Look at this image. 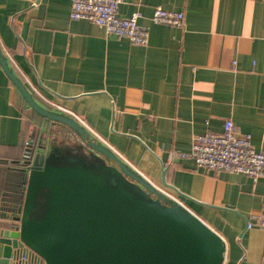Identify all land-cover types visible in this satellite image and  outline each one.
<instances>
[{"label":"crops","instance_id":"crops-1","mask_svg":"<svg viewBox=\"0 0 264 264\" xmlns=\"http://www.w3.org/2000/svg\"><path fill=\"white\" fill-rule=\"evenodd\" d=\"M121 1L119 16L137 14L148 31L146 46L71 20L69 0H0V54L7 51L61 109L48 105L52 111L174 193L221 238L222 264H264V177L209 170L180 156L194 137L220 133L227 119L264 154V0ZM156 8L182 12L183 27L153 24ZM30 117L0 67V161L20 160L24 141L35 136ZM50 127L52 143L80 141L63 125ZM15 218L3 214L0 198V259Z\"/></svg>","mask_w":264,"mask_h":264},{"label":"water","instance_id":"water-1","mask_svg":"<svg viewBox=\"0 0 264 264\" xmlns=\"http://www.w3.org/2000/svg\"><path fill=\"white\" fill-rule=\"evenodd\" d=\"M0 67L28 109L80 137L51 144L26 174L18 236L44 264L223 263L224 244L212 229L167 201L75 119L40 106L1 54Z\"/></svg>","mask_w":264,"mask_h":264},{"label":"built area","instance_id":"built-area-1","mask_svg":"<svg viewBox=\"0 0 264 264\" xmlns=\"http://www.w3.org/2000/svg\"><path fill=\"white\" fill-rule=\"evenodd\" d=\"M69 2L71 20L89 21L102 28L107 36L125 38L134 46L144 47L147 45L148 31L137 24L138 15H132L130 18L119 16L121 0H69ZM151 22L155 25L181 28L184 25V16L182 12H170L156 8L152 14ZM2 50L3 56L21 74L9 53ZM21 76L35 96L45 104L61 110L43 97L22 74ZM180 156L194 160L197 166L205 169L224 171L230 174H244L253 180L264 177V154L254 151L250 137L240 134L228 119L224 121L223 130L220 133L207 132L194 137L191 151ZM152 187L167 201L184 208L174 193ZM259 225L264 228V219L260 220ZM247 226L250 227V224ZM18 234L19 224L16 221L14 228L8 231V235L4 239L7 241L4 246L9 248V255L2 257L0 264H44L38 255L20 242Z\"/></svg>","mask_w":264,"mask_h":264},{"label":"trees","instance_id":"trees-1","mask_svg":"<svg viewBox=\"0 0 264 264\" xmlns=\"http://www.w3.org/2000/svg\"><path fill=\"white\" fill-rule=\"evenodd\" d=\"M15 75L24 84L23 80L16 73ZM11 85L14 88L17 100L21 103L24 111L30 110L27 108V104L21 98L12 83ZM27 91L40 106L46 110L52 111L47 104L41 101L30 90L27 89ZM52 123L53 122L42 118L35 112L31 111L29 124L34 126L36 130L34 138L32 140L24 141L20 160L12 163L4 160L0 161V198L3 214L12 217L18 215L24 196L23 187L26 183V174L30 170V167L33 166L35 159L40 156L45 157L48 153L49 146L53 144V131L50 127ZM71 132L74 133L73 131ZM10 228L13 229L14 225H11Z\"/></svg>","mask_w":264,"mask_h":264},{"label":"rangeland","instance_id":"rangeland-1","mask_svg":"<svg viewBox=\"0 0 264 264\" xmlns=\"http://www.w3.org/2000/svg\"><path fill=\"white\" fill-rule=\"evenodd\" d=\"M53 139V138H52ZM63 138L61 137V138H58V142H61V140H62ZM66 140H68L67 142H72V140H74V139H72V136L70 135V136H68L67 137V139Z\"/></svg>","mask_w":264,"mask_h":264}]
</instances>
